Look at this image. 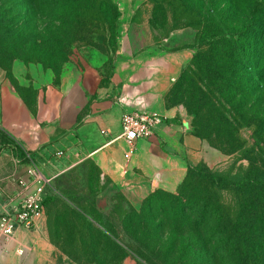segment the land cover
Listing matches in <instances>:
<instances>
[{
    "label": "rangeland",
    "instance_id": "374dc122",
    "mask_svg": "<svg viewBox=\"0 0 264 264\" xmlns=\"http://www.w3.org/2000/svg\"><path fill=\"white\" fill-rule=\"evenodd\" d=\"M113 1L116 10L90 0L70 11L61 0H0V79L29 101L52 88L68 104L83 92L89 69L95 68L100 85L106 86L120 60L188 50L191 58L168 100L184 106L191 132L207 145L209 162L199 164L218 172L263 169L264 78L243 67L222 77L210 74L207 62L214 53L209 51L224 48L226 57L235 46L230 40L214 46L205 41L215 22L220 21L225 35L248 24L252 7L264 10V0H232V10L231 0ZM256 128L262 140L253 138ZM52 185L45 204L47 222L41 229H25L44 237L49 228L56 250L45 264H264V214L262 220L255 217L257 227L243 252L230 218L214 219L203 211L198 220L190 212L165 218L143 209L145 200L136 209L91 159ZM193 186L198 203L210 197L198 180ZM157 190L163 191L159 197L166 203L171 200L167 194L178 189ZM225 194L230 204L231 196Z\"/></svg>",
    "mask_w": 264,
    "mask_h": 264
},
{
    "label": "crops",
    "instance_id": "0c3cea01",
    "mask_svg": "<svg viewBox=\"0 0 264 264\" xmlns=\"http://www.w3.org/2000/svg\"><path fill=\"white\" fill-rule=\"evenodd\" d=\"M190 58L188 50L132 55L118 62L106 86L100 85L97 70L89 69L84 73L83 92L68 104L52 88L41 90L29 101L9 81L0 79V131L23 152L30 151L51 177L93 160L137 209L159 188L176 191L190 166L209 162L207 145L191 132L184 106L168 100ZM132 110L165 117L152 138L134 146L119 138L121 116ZM27 168L28 163L18 162L11 148L0 153V177L9 193L11 177L25 175ZM48 217L45 209L40 229ZM16 234L15 241H0V264H45L56 250L47 227L44 237L23 228ZM21 246L29 248L24 255L18 253Z\"/></svg>",
    "mask_w": 264,
    "mask_h": 264
},
{
    "label": "trees",
    "instance_id": "16d2710c",
    "mask_svg": "<svg viewBox=\"0 0 264 264\" xmlns=\"http://www.w3.org/2000/svg\"><path fill=\"white\" fill-rule=\"evenodd\" d=\"M87 1L90 0H61V3L64 9L68 8L72 11L80 10ZM96 4L103 9H117L113 0H96ZM233 7L234 4L231 0L229 3L230 10ZM249 14L248 24L241 26L240 29L235 26L236 30L226 33L228 35L221 32L220 21L213 23L212 28L214 31L207 33L205 43H210L213 46L216 44L226 45L228 44L227 41L230 40L235 47L229 49V54L226 57L224 56V48L218 52L209 51L214 53V60L211 59L207 62V66L211 70L210 74L215 73L222 77L227 70L235 72L238 68L243 67L246 71L249 70L256 75L260 74L261 80L264 78V10L252 7V12L250 11ZM198 56L194 58L195 60L193 59V64L197 61ZM210 56L212 57L211 54ZM229 60L230 62H228ZM186 76V71H183L181 78L183 77L186 80ZM233 90H236V88H233ZM227 109L225 108L226 111ZM234 109L235 105L228 111L231 112ZM253 125L254 123H251L249 126ZM253 138L257 141L262 138L258 128L255 129ZM6 148H11L18 158L27 161L23 150L15 145L4 131H0V153ZM255 168L233 173L212 171L203 164L190 166L187 176L179 185L177 192L167 194L171 198L169 202L165 203L164 198L159 197L160 194H163V191L156 190L145 199L143 209L144 207L148 208L150 213L152 211L161 212L165 215V218L173 216L177 219L181 215L184 216L187 212H190L198 220L199 215L202 214L201 211L209 212L214 216V219L219 217L220 220L224 216L230 218L228 221L230 223L229 227L238 239V246L244 252L251 241L252 231L257 227L255 217L259 215L260 220H262V214H264V197L260 196L259 193L261 191L264 193V168ZM195 180H198L207 190H210V197L205 195L207 196L206 200L202 199L200 203L195 198L196 192L192 190ZM225 193L231 196L230 204L226 201ZM49 202L50 198L47 197L44 204ZM155 202H159L156 207ZM226 210H229L228 215L224 213ZM101 225L103 224L101 223ZM103 226L106 228L105 225Z\"/></svg>",
    "mask_w": 264,
    "mask_h": 264
},
{
    "label": "built area",
    "instance_id": "2783aa9c",
    "mask_svg": "<svg viewBox=\"0 0 264 264\" xmlns=\"http://www.w3.org/2000/svg\"><path fill=\"white\" fill-rule=\"evenodd\" d=\"M164 122L165 117L157 112L124 111L119 138L134 146L138 141L152 138ZM24 157L27 159L28 168L25 175L11 177V193L7 191L4 179L0 177V241H15L20 228L31 230L40 227L48 190L53 186L55 177L45 173L33 154L24 151ZM17 159L18 162H23L21 158ZM27 251L29 248L24 246L18 249L20 255Z\"/></svg>",
    "mask_w": 264,
    "mask_h": 264
}]
</instances>
